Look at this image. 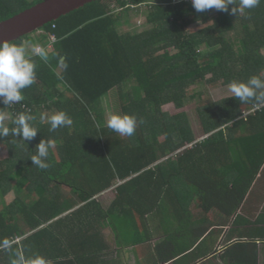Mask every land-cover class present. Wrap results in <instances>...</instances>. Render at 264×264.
I'll use <instances>...</instances> for the list:
<instances>
[{"label": "trees", "instance_id": "obj_1", "mask_svg": "<svg viewBox=\"0 0 264 264\" xmlns=\"http://www.w3.org/2000/svg\"><path fill=\"white\" fill-rule=\"evenodd\" d=\"M42 1L0 0V23ZM234 6L197 13L183 0H100L33 34L47 60L26 57L36 67L33 84L20 89L23 100L5 104L0 96V124L9 128L0 135V246L24 235L23 224L51 246L60 224H82L84 211L98 209L95 199L113 187V209H122L124 192L129 209L142 215L171 205L179 235L192 222L191 206L236 216L264 168V99L214 101L206 90L195 92L203 83L264 82V0L243 12L233 13ZM138 11L142 32L131 22ZM28 37L12 43L24 46ZM111 92L119 114L136 117L132 136L104 123L102 97ZM59 112L72 124L50 131L48 117ZM21 113L38 130L31 140L11 132ZM41 141L52 142L41 158L45 169L31 160ZM183 251L167 250L162 259ZM12 253H5L10 263ZM247 261L256 264V256Z\"/></svg>", "mask_w": 264, "mask_h": 264}, {"label": "crops", "instance_id": "obj_2", "mask_svg": "<svg viewBox=\"0 0 264 264\" xmlns=\"http://www.w3.org/2000/svg\"><path fill=\"white\" fill-rule=\"evenodd\" d=\"M115 195L114 187L101 193L95 199L99 208L84 211L82 224H60L51 246L49 239L35 237L37 231H29L23 224L24 235L11 237L0 246V264H13L5 253L11 254L16 246L18 254L12 253L16 264H28L36 256L43 257L46 264H250L248 255L256 256V264H264V168L234 218L227 220L217 211L203 214L191 206L192 222L186 223V231L180 235L171 205H160L162 209L152 214L141 211L142 215L129 209L132 204L125 192L122 209H113ZM144 204L141 201L138 209H144ZM108 211L111 218L105 217ZM181 249L184 251L170 260L162 259L167 250Z\"/></svg>", "mask_w": 264, "mask_h": 264}, {"label": "clouds", "instance_id": "obj_3", "mask_svg": "<svg viewBox=\"0 0 264 264\" xmlns=\"http://www.w3.org/2000/svg\"><path fill=\"white\" fill-rule=\"evenodd\" d=\"M260 0H191L192 7L197 13H203L209 9L227 11L229 4H234L232 12H243L245 9L256 7ZM32 55H38L42 60H47V51L40 46L32 48ZM36 67L31 58H26V48L23 45L14 43H0V96H4V103L11 101H21L24 99L20 89H23L34 82L33 69ZM230 92L242 102L264 99V92L257 93L258 89H264V82L256 76L249 78L246 82L233 81L228 85ZM33 117L24 113L19 114L13 120L16 127L11 129L14 136H20L23 141L31 140L36 136L37 128L32 126L29 121ZM50 131L59 127L70 126L72 119L64 112H59L48 117ZM107 128L122 135L132 136L136 128V117L127 114L119 115L108 113L106 120ZM9 128L0 124V135L7 136ZM51 141H41L37 146V155H32L33 164L39 169L48 168L49 165L41 158H47ZM22 259V258H21ZM15 264V262H13ZM28 264H46L43 257L36 256L28 261Z\"/></svg>", "mask_w": 264, "mask_h": 264}, {"label": "water", "instance_id": "obj_4", "mask_svg": "<svg viewBox=\"0 0 264 264\" xmlns=\"http://www.w3.org/2000/svg\"><path fill=\"white\" fill-rule=\"evenodd\" d=\"M96 1L100 0H44L1 22L0 43H12L31 36L47 24Z\"/></svg>", "mask_w": 264, "mask_h": 264}, {"label": "rangeland", "instance_id": "obj_5", "mask_svg": "<svg viewBox=\"0 0 264 264\" xmlns=\"http://www.w3.org/2000/svg\"><path fill=\"white\" fill-rule=\"evenodd\" d=\"M143 10H145L144 6L142 7V11ZM138 12H139V14H137V13L132 14L131 22L135 25V28H137L136 30L138 32H142L144 30V26H143L144 16L142 13H140L141 11H138ZM35 37H36L35 35H31L25 39L24 46L26 48V57L28 56V54H30L29 51H32V48L34 46H37V42H36ZM203 90H206L208 95H209V98L214 100V101H217L220 99L222 100L224 98L234 96L230 92L228 86H212L210 84L203 83L202 86H200L199 88H196L195 92L203 91ZM116 103H117V97H116L115 92H111V93L104 95L102 97V104L101 105L103 107L102 110H103V118H104L105 125H106L108 113L119 114V108H118V105ZM170 108H172V107H170ZM187 113L189 115V118H190V121L192 124V128H193L197 138L202 139L203 138L202 131H201V128L198 124V119H197L194 111L191 109H187ZM118 134L120 136H124L120 133H118ZM104 200L107 201V199H104Z\"/></svg>", "mask_w": 264, "mask_h": 264}, {"label": "built area", "instance_id": "obj_6", "mask_svg": "<svg viewBox=\"0 0 264 264\" xmlns=\"http://www.w3.org/2000/svg\"><path fill=\"white\" fill-rule=\"evenodd\" d=\"M183 1L191 2V0H183ZM51 41H52V43H53V42H55V39L53 38Z\"/></svg>", "mask_w": 264, "mask_h": 264}]
</instances>
